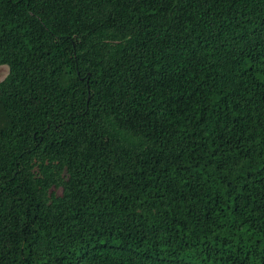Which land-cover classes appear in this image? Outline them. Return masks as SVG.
<instances>
[{"label":"trees","instance_id":"1","mask_svg":"<svg viewBox=\"0 0 264 264\" xmlns=\"http://www.w3.org/2000/svg\"><path fill=\"white\" fill-rule=\"evenodd\" d=\"M0 264H264V0H0Z\"/></svg>","mask_w":264,"mask_h":264},{"label":"rangeland","instance_id":"2","mask_svg":"<svg viewBox=\"0 0 264 264\" xmlns=\"http://www.w3.org/2000/svg\"><path fill=\"white\" fill-rule=\"evenodd\" d=\"M7 74H8L7 66H0V82L7 76ZM1 125L3 124L1 123Z\"/></svg>","mask_w":264,"mask_h":264}]
</instances>
